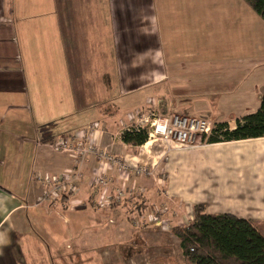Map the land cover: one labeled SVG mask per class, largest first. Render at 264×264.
I'll return each instance as SVG.
<instances>
[{"label":"crops","instance_id":"0c3cea01","mask_svg":"<svg viewBox=\"0 0 264 264\" xmlns=\"http://www.w3.org/2000/svg\"><path fill=\"white\" fill-rule=\"evenodd\" d=\"M86 2L53 0L50 36L30 11L33 4L40 9L38 1L0 0V264H126L120 244L139 228L155 245L163 235L174 241L145 219L148 207L168 198L166 217L175 212L192 221L194 205L203 203L209 213L263 223L264 137L184 147L161 142L156 149L153 139L125 143L118 129L137 115L172 112L234 124L261 106L264 51L243 50L231 36L234 48L216 54L221 35L206 42V0ZM42 38H50L53 55L37 58ZM19 43L32 52L20 53ZM94 123L102 149L153 175L130 185L123 180L126 196L134 197H114L112 209L102 208L91 159L77 193L45 198L43 176L73 167L56 141ZM119 174L108 170L110 186L124 185ZM131 264L143 258L132 256Z\"/></svg>","mask_w":264,"mask_h":264},{"label":"rangeland","instance_id":"374dc122","mask_svg":"<svg viewBox=\"0 0 264 264\" xmlns=\"http://www.w3.org/2000/svg\"><path fill=\"white\" fill-rule=\"evenodd\" d=\"M35 0H32V2H34ZM38 1V3H40V6H38L37 4L35 6L40 7V9H38L37 11L33 10V5L30 8V11H33V17L34 20L36 19V22H39L40 25V32L44 33L47 32L48 35L52 36L53 35V30H51V25H52V29H53V13H51V9L53 6V0H36ZM84 4H87L86 0H83ZM230 2V3H227ZM70 0H68V4H69ZM20 3V2H19ZM238 5V7H242L244 12H241V8L237 11L236 6ZM206 10H205V21H206V33L207 35H205L206 37V42H210L212 41L213 36H215V41L218 43V38L220 36V44L221 46H215V52L216 54H218L219 52L223 53V52H228L231 51L234 47H231L230 45H228V43L231 42V36L232 39L234 38V40L237 43H241L244 44L245 46L242 48L243 50H253L254 52L257 51H264V20L246 3L244 2V0H206ZM232 10H231V9ZM232 13V14H230ZM231 15V18H230ZM234 16V18H233ZM246 17H248V19H245ZM249 18H253L254 20H251ZM39 20V21H38ZM204 21V22H205ZM247 22V27H243V23ZM32 23V22H31ZM47 25L46 27H44V25ZM43 25V26H42ZM213 34V35H211ZM43 36V35H41ZM236 36V38H235ZM238 38V39H237ZM43 41V48H40L39 45L35 46V55L37 58H41V56L44 57L46 55L49 56V54L53 55V49L52 47L49 46L50 44V38H48L46 41L44 38H42ZM21 44V46L19 47L20 49V53H22L25 56H28L29 53L32 52L33 50V46L30 45V49L27 46H24L23 43H19ZM209 49V47H207ZM222 48V49H221ZM207 51V49H206ZM207 53L209 54L210 51H207ZM64 81V79L62 80V82ZM33 87H30V91H31V97L33 95ZM34 103L32 102L31 105H33ZM34 106V105H33ZM173 113V112H172ZM176 113V112H174ZM170 114V113H169ZM142 115V114H141ZM168 115V114H167ZM117 118H119V114H116ZM158 116V115H157ZM165 116V115H163ZM128 120V119H127ZM140 123V122H138ZM138 123L135 120H128L125 122L124 125H120V129H118V133H121L122 131L125 130V128L127 126H136L138 125ZM85 129L82 128L81 130ZM80 130V131H81ZM79 131V132H80ZM199 142H203L202 141V137H197L196 139ZM149 141V139H148ZM205 143V142H203ZM56 144V143H55ZM95 144L97 145L98 148L102 149L96 142L95 140ZM153 144H156V149L161 148V141L160 140H154L153 139ZM150 145V144H148ZM147 145V146H148ZM167 145V144H165ZM167 148V147H166ZM162 149V148H161ZM103 150V149H102ZM143 150H146L145 147H143ZM61 153V152H60ZM66 154V153H63ZM68 155L69 159H71V161L73 162V167L72 169H67L64 172H54V174L56 175H62L65 173H75V171H77L76 169H78V171H81L83 174V178L81 180L80 183H82V181L85 178L84 175V168L85 165L87 164V162L91 159H93L98 165V172L96 177H98L99 175L104 174V170L102 169L101 163H100V158L96 155H91L89 156V158L87 160L84 161H73V157L70 156V154H66ZM75 159V158H74ZM76 163V164H75ZM144 165V164H142ZM114 169V168H112ZM116 171L120 176V179L123 180H127V184L130 185L129 183L131 182L130 179L134 178L135 180H138L139 177H142L140 175H137L133 172H130L131 170H126L125 171H120L119 169L116 168ZM52 173H47L46 175H54ZM46 175L43 176L46 177ZM118 177V175H117ZM137 179H136V178ZM97 178L94 179V185H96L95 181ZM125 181H123L124 183ZM118 184H113V185H109V187L107 188H99L98 187V191L97 193L95 192V194H99L102 193L101 195L103 196L105 194V196L107 195H111L110 193L115 195H119L121 192L124 193V195L122 196V201L123 199H125V197H134V196H126L125 191L123 189L122 186L125 187V183L124 185H122L121 183ZM114 187V188H113ZM112 188V190H111ZM99 195V196H101ZM121 201V202H122ZM160 203H154V205L156 206L154 209L151 207H148V209L146 210V221H147V225L151 228H157L158 230H163V228H166L163 231H166L168 233H170L171 237L174 239V241H171L170 239H164L165 236H162L161 240V245L157 244L155 245L154 242L151 240V238L148 237L144 234V232L142 231V229H137L138 232H136L135 235H133L132 240L128 241L127 243H123L120 245H123L122 247H125V252H123L122 258H126V264H131L132 263V256L135 258H143V264H193L190 263L187 259H185V257L182 254V250H181V246L180 243L178 242V239L175 238L176 235L172 232V227L174 225H181V224H185V222H190L191 220L187 221L186 219H189V217L186 215L181 216L183 217L182 221L180 223L176 222V220L181 217H175L177 216L176 213H170L171 217H166L165 215L167 214V212L162 215L160 214V220L162 225L157 226L155 221L152 220V218L150 217V215H152V213L156 210V209H161V208H165L167 207L168 209L171 207L170 203H169V198L167 201H163L161 204L162 205H157ZM138 205V204H137ZM136 205V206H137ZM114 207V206H113ZM112 206L109 207L110 209L113 208ZM137 209L140 210V207L137 206ZM145 209V207H144ZM142 209V212L143 210ZM172 209V208H171ZM154 210V211H152ZM157 211V210H156ZM155 211V212H156ZM175 211V210H174ZM152 212V213H151ZM129 214V213H128ZM131 216V215H130ZM186 220V221H185ZM175 221V223L177 224H173ZM256 226L258 227H263V231H264V222H255ZM165 243H167V248L164 247ZM156 246V247H155ZM110 264H117L115 263H110Z\"/></svg>","mask_w":264,"mask_h":264},{"label":"trees","instance_id":"16d2710c","mask_svg":"<svg viewBox=\"0 0 264 264\" xmlns=\"http://www.w3.org/2000/svg\"><path fill=\"white\" fill-rule=\"evenodd\" d=\"M264 20V0H245ZM264 137V92L260 108L235 121L217 122L205 143ZM149 138L148 129L131 128L122 140L142 145ZM182 254L193 264H264V234L252 220L233 213H209L203 203L194 205L193 219L185 225H174Z\"/></svg>","mask_w":264,"mask_h":264},{"label":"built area","instance_id":"2783aa9c","mask_svg":"<svg viewBox=\"0 0 264 264\" xmlns=\"http://www.w3.org/2000/svg\"><path fill=\"white\" fill-rule=\"evenodd\" d=\"M138 125L127 126L125 130L130 131L131 128H143L148 129L149 140H160L168 146H189L196 143L197 137H202L203 135H210L215 123L211 119L184 115L180 113H170L165 116H157L154 114H142L137 115L135 118ZM98 123H94L81 130L77 135H62L56 141L54 148L56 151L61 153H68L73 157V161H84L91 155H97L100 158V163L104 174L96 177V187L107 188L109 187L108 170L114 168L120 171L131 170L140 176H151L153 172L146 165L131 166L125 159L117 154L107 150H102L95 144V131L99 130ZM124 130V131H125ZM122 131V133L124 132ZM75 158V159H74ZM76 164V163H75ZM75 173H65L62 175H46L43 179V184L45 186V198L54 199L62 194H75L80 190V182L83 178L81 171L76 169ZM114 188V187H113ZM112 190V188H111ZM113 193V192H112ZM115 194V192H114ZM124 195L121 192L119 195L111 196L107 195L103 197V202L101 203L102 208H109L112 206V199L118 202ZM157 210V211H156ZM150 217L155 221L157 226L162 225L160 220V214L164 215L168 208L156 209Z\"/></svg>","mask_w":264,"mask_h":264}]
</instances>
